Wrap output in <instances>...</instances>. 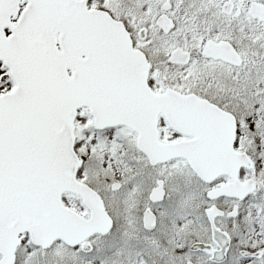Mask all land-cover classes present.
<instances>
[{
  "label": "snow or ice",
  "instance_id": "1",
  "mask_svg": "<svg viewBox=\"0 0 264 264\" xmlns=\"http://www.w3.org/2000/svg\"><path fill=\"white\" fill-rule=\"evenodd\" d=\"M0 264H264V0H0Z\"/></svg>",
  "mask_w": 264,
  "mask_h": 264
}]
</instances>
